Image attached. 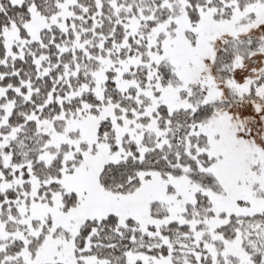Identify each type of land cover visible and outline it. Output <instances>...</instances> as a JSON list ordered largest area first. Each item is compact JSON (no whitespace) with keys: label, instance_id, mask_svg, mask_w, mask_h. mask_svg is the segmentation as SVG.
<instances>
[{"label":"snow or ice","instance_id":"6c2138e0","mask_svg":"<svg viewBox=\"0 0 264 264\" xmlns=\"http://www.w3.org/2000/svg\"><path fill=\"white\" fill-rule=\"evenodd\" d=\"M0 264H264V0H0Z\"/></svg>","mask_w":264,"mask_h":264}]
</instances>
